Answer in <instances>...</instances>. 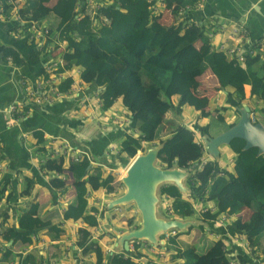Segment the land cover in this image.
<instances>
[{"label":"trees","instance_id":"1","mask_svg":"<svg viewBox=\"0 0 264 264\" xmlns=\"http://www.w3.org/2000/svg\"><path fill=\"white\" fill-rule=\"evenodd\" d=\"M74 3L75 0H27L24 11L32 18L50 21L53 30L67 40L62 54L66 68L70 69L71 64L82 66L81 80L100 89L102 110L112 107L116 99H122L127 105L130 112L128 127L135 130L137 135L121 133L116 142L119 152L110 155L108 164L115 163L116 157L120 162H126L142 148V140L162 145L157 156V164L162 167L183 166L187 162L200 160L204 148L197 145L194 132L189 127L178 123L174 117L168 120V129H164L168 112L172 111L175 116L188 114L192 84L206 72L215 78L224 96H234L237 108L241 107L242 102H248L246 85L249 86L250 96L264 94V60L261 53L257 52L254 56L247 53V61L241 65L229 58L225 51L211 48L210 39L196 26L197 21L188 16L197 7L198 0H166L170 8L166 13H172L175 19H180L178 9L189 5L190 9H186L184 15H187L186 19L190 17V24H185L186 19L168 24L164 19L165 13L152 14L145 0H121L119 8L104 10L109 22L96 31L91 20H74ZM1 11L7 13L8 8L3 5ZM196 42H200L197 50L186 51ZM48 54L47 47L35 49L31 61L39 63ZM70 83L71 78L67 77L59 86L60 90L68 88ZM41 133L34 132L37 144L44 141ZM162 134L166 137L162 138ZM244 144L243 139L234 138L223 146L235 156L232 170L237 185L231 182L226 173L218 174L214 159L207 161L186 179L193 199L203 198L206 202H212L217 212L207 210L195 215L193 203L185 199L175 185L161 186L160 193L170 198L172 215L181 219L196 216L201 222H212L218 219L221 212L235 217L240 210H249L247 220L237 216L228 233L231 236L242 233L248 237L251 255L258 257L264 254V153H258L257 147L244 149ZM58 160L48 161L42 167L56 170L60 166ZM90 164L85 153L78 161H70L73 194L62 218L84 224L85 227L78 228L76 244L83 254L94 253L96 264H101L104 259L101 246L97 240L89 238L87 229L97 222L91 213L97 208L89 207L87 193L90 189L107 188L111 191L109 188L116 175L107 170L103 163L93 167ZM25 183L22 194L28 195L33 179L26 178ZM3 192L4 187L0 191L1 197ZM39 209L37 201L30 202L17 217V225L6 226L2 238L12 243L6 247L1 259L8 260L10 264L41 263L34 251L18 255L12 250L13 245L31 243V235L38 229L54 232L55 238L60 236L62 228L44 220ZM127 225L132 226L131 219ZM190 228L193 227L188 230ZM184 232H177L168 239V249L174 247L175 250L172 260L183 258L182 264H225L222 240L214 242V251L202 255L194 245L176 241V236ZM56 253V250L52 251L48 259L60 257ZM124 254L128 253L112 254L107 264H138L130 255L124 257Z\"/></svg>","mask_w":264,"mask_h":264},{"label":"crops","instance_id":"2","mask_svg":"<svg viewBox=\"0 0 264 264\" xmlns=\"http://www.w3.org/2000/svg\"><path fill=\"white\" fill-rule=\"evenodd\" d=\"M199 1L200 4H197V7L195 6L196 8L190 11L189 14L194 21L203 23L205 27H208L209 23L212 22L213 25L223 23L226 27L243 23L251 40H264V0H198V3ZM164 19L168 24L179 23L180 21V19H175L172 13H165ZM17 27V21L3 16L0 6V138L4 144V159L8 167L4 175V181L5 184L9 185V189L3 193V198L0 196V222L2 223L0 225V239L7 243L2 238L6 226H16L17 217L21 210L30 202L37 201L41 217L62 228L60 236L55 238L54 232H49L45 228L38 229L36 234L40 235L42 242L39 244L32 240L29 244L13 245L12 250L14 253L25 255L34 251L37 259L41 261L40 264H44L42 261H45L46 264H88L86 261L90 258H92V263L96 264L94 253L83 254L76 251L78 249L76 244L78 228L85 227L84 224L62 218V213L71 201L73 194V189L70 186L71 172L69 169L70 161H74L73 154H68L58 160L57 164L60 163L64 173L66 172V179L62 181L61 177L54 175V172H47L46 174L41 172L39 161L42 151L40 149L47 148L51 137L57 139V143L66 142L71 148H76L83 154L88 155L91 161L90 167L103 163L107 170L116 175L115 179H117L118 174L113 166L116 167L117 164L121 163L125 169L132 158H129L126 162L122 160L120 162L119 158L116 157L115 163L108 164L107 161L110 160V156L107 157L106 151L110 147L114 150L110 155L118 153L117 139L121 133L130 131L129 123H125L127 119L130 120V112L122 99H117L108 111H102L98 107L97 99L94 96L96 91L94 85H84L81 91L72 94L70 97L43 106L31 105L30 115L23 118L18 124L9 127L4 108L10 102L25 99L19 84L20 79L25 78L33 81L40 75L46 63V59L39 63L31 61L32 52L35 50L34 46L23 35L18 34ZM224 37L225 32L216 29L209 41L211 48L218 49V45L224 41ZM233 43V41H230L228 45ZM199 45L200 42H196L194 46L191 45L186 51L193 48L197 50ZM192 90L191 106L189 105L188 114L182 115V119L184 124L194 132L195 142L204 145L206 136H215L223 132L237 121L240 114L234 96H224L210 72H206L204 76L193 82ZM245 92L248 102H242L241 106L246 104L253 109L257 114L256 122L264 126V94L262 96H250L249 86L247 85L245 86ZM81 101L85 102L83 106L80 105ZM110 112L114 113L120 121L106 119V116L112 114ZM168 114L171 115V111L166 116ZM207 121H210V124L213 121L223 124L229 123V126L211 132L210 125L204 126ZM35 131L42 132L43 143H36ZM22 132L29 133L26 141L21 138ZM223 146L219 150V157L214 159L217 169H224L231 182L237 185L238 182L233 177L232 170V162L235 156L228 153ZM201 158L206 161L213 160L206 149H204ZM198 162L199 160L196 163ZM26 178L33 179L28 195L22 194L26 186ZM123 190L124 188L116 196L122 194ZM88 192L89 207L95 206L97 208L91 213L112 234L126 231L124 227L117 231L116 229L120 225H126L127 219H133L138 214L136 207H132L130 215L126 220L123 219L119 225L116 218L118 214L123 212V208L121 207L122 211L120 213L112 208H106V201L112 195L104 193L102 189L96 191L90 189ZM184 197L187 198L185 194ZM208 203L214 205L212 202ZM17 210H19V214ZM247 212L250 211L244 208L235 217L229 216L226 226H215L213 222H198L195 224L196 226H191L193 228L189 230L179 231L186 232L176 236V241L179 244H182V242L192 244L200 253V246H208L209 252H212L214 251V242L222 240L224 243L225 264H264V259H261L262 256L256 258L249 254L243 244L234 242L233 237L228 233V229L233 226L237 216L247 220ZM197 214L199 213L196 212L195 215ZM197 227H200V229H197ZM87 229L89 230V238L92 239L93 226ZM196 229L200 231L199 235ZM206 236L212 240H208ZM103 238L100 241L97 240L104 255L101 264H107L112 254L125 253L124 249H119L115 236L114 242L110 240L108 243V247L111 248L110 254V251H106L107 249L104 247V241L107 238ZM167 242L168 240L161 247L166 251V255L162 259L154 258L149 255L148 251L144 250L142 252L143 256L137 258L139 260H134L138 264L142 262L145 264H182L183 258L171 259L175 250L174 247L168 249ZM8 243V246H10L12 241ZM262 245L264 249V238L262 239ZM54 250L58 252L56 254H60V257L48 259L47 256ZM262 255L264 254L262 253ZM124 256L127 255L124 254ZM16 259L18 260L17 257Z\"/></svg>","mask_w":264,"mask_h":264},{"label":"built area","instance_id":"3","mask_svg":"<svg viewBox=\"0 0 264 264\" xmlns=\"http://www.w3.org/2000/svg\"><path fill=\"white\" fill-rule=\"evenodd\" d=\"M145 2L148 4V8L152 14H163L170 10V8L167 7L166 0H145ZM26 3L27 0H0L1 8L3 7V5L8 8V12L2 14L6 18H12L17 21L18 34L23 35L29 42H31L34 46V49L41 50L47 47L49 54L46 58V63L42 68L41 74L36 79H34L33 81H29L25 78L20 79L19 84L25 99L22 101L10 102L4 108V111L7 116V125L9 127L18 124L23 118L29 116L31 113V105L38 107L46 104H51L59 99L70 97L72 94L81 91L84 85H88L80 78V74L83 69L82 66L71 64L70 69L66 68L67 63L62 57V54L65 50L67 40L61 38L59 33L53 30L50 21L32 18L30 14L26 13V11H24ZM198 4H200V1ZM119 6H121V0H75L73 7L74 20L81 21L83 19H89L93 22V30L96 31L100 26L105 25L109 22V19L104 14V10L119 8ZM186 9H190L189 5H186L185 7H180L178 9L180 21H183L187 18V15H184ZM189 19L190 17L186 19L185 24L189 22ZM189 24H187V26H190ZM213 24V22L209 23L208 27H205L203 23L196 22V26L198 28H201V30L204 31V33L210 40L212 39L213 33L216 29L220 32H225L224 41H222L218 45V50L225 51L229 58L236 61L238 64L243 65L247 61V53H249V55L251 56H254L257 52H260L261 58L264 60V40H251L247 35V30L243 23L229 25L228 27H226L223 23L216 25ZM230 41H233L234 43L232 45H228ZM67 77L71 78V83L69 87L65 90H60L59 86L62 84V82H64ZM95 90L96 91L94 96L97 99L98 107L101 108L102 102L99 98L100 89L95 87ZM84 103V101H81L80 105L83 106ZM108 110L102 111L105 112ZM256 117V112L250 108L249 118L251 119V121L256 122ZM106 119L120 121V119L114 113L106 116ZM129 122V119L125 121L126 124H128ZM128 132H131L135 136L137 135L135 130H130ZM28 135V132H22L21 138L26 141L28 139ZM49 139L51 140L49 141L47 148L45 149L44 147L41 152L42 155L39 161L40 170L44 174H46L47 172H54V175L59 176L61 177V180H64L66 179V172L64 173V170L61 168V166H58L56 170H47L42 166L48 161H51L53 159H60L61 157H65L68 154H73V160L78 161L82 157L83 153L76 148H71L66 142L57 143V139H54L52 137ZM148 142L149 141L147 140H142V148L138 150H144L145 148H147L148 146L145 147V145ZM197 145L201 146L202 143L197 142ZM202 146L205 149L204 145ZM138 150L135 155L138 154ZM112 152H114V150L109 147L106 151L107 157L110 156ZM117 152H119V147ZM135 155L133 157H135ZM206 162V160L200 158L198 163L187 162L186 164H183V166H173H178L181 169H191L190 174L193 175V173L201 169ZM7 170V163L4 159V144L0 138V191L2 187H4L3 193H5L9 189V185L5 184L4 181V175ZM217 171L220 175L225 174L224 169H218ZM122 174L123 172H120L117 179H115L114 182L111 183V186L109 188L111 191H109L107 188L102 189L104 193L112 195L109 196L108 199H113L114 197H117L116 194H118L120 190L124 188L121 182ZM186 197L187 200L193 202L192 194H188L186 195ZM88 198L89 192L87 193V200ZM160 198V213L167 217H176L172 215V205L170 202V198L165 194H160ZM121 207V205H116L112 207V209H114V211H116L117 213H120L122 211ZM193 208L197 213H202L207 210H209L211 213H215L218 211L215 204L210 205L208 202L204 201L203 198L194 200ZM102 218L104 219V217ZM228 218L229 216L226 213L221 212L218 219L212 222L215 224V226H226ZM103 225L104 224L101 223V221L97 220L96 224L93 226V235L91 240L100 241L102 237H104L103 239L107 238L104 241L105 243H103L104 247H106L107 249L106 251H110L111 248L108 247V243L110 240H113L114 242L115 233L112 234V232L109 229L104 228ZM177 232H179V230L174 229L163 232L160 235L162 246L171 235H175ZM232 237L234 242L243 244L245 250L249 254H251L252 249L249 245L250 239L248 237L244 236L242 233H238L236 236ZM31 239L35 242H38L39 244L42 242L40 235L36 233L31 235ZM8 244V242L6 243L0 239V264L11 263L8 260L1 259L3 254L6 252V247L8 246ZM77 248V253H81L82 249L78 246ZM144 250L148 251L149 255L156 259H162L166 255L165 249H162L161 247L157 248L151 245L145 239H135L129 241L128 250H124V252L128 253L126 255H130L131 258L139 260L137 258H141V256H143L142 252ZM109 253L111 254V251ZM261 256L263 257L261 259H264V255L262 254H260L256 258H259ZM42 263L46 264L45 261H42ZM141 264L145 263L142 262Z\"/></svg>","mask_w":264,"mask_h":264},{"label":"water","instance_id":"4","mask_svg":"<svg viewBox=\"0 0 264 264\" xmlns=\"http://www.w3.org/2000/svg\"><path fill=\"white\" fill-rule=\"evenodd\" d=\"M238 110L240 115L232 126L215 136L205 137L204 147L213 159L219 157V147L229 144L234 138L245 141L244 149L257 147L258 153H264V126L259 122L251 121L248 105L244 104ZM161 147L162 145L158 144L138 150V154L132 158L121 176L125 191L106 201V208L110 209L116 205L134 203L140 214L138 227L117 235L119 249L128 250V242L135 239H145L157 248L163 247L160 240L163 232L171 229L183 231L199 222L167 217L160 213L161 186L172 184L180 193L191 194L186 184L191 169L157 165V156Z\"/></svg>","mask_w":264,"mask_h":264},{"label":"rangeland","instance_id":"5","mask_svg":"<svg viewBox=\"0 0 264 264\" xmlns=\"http://www.w3.org/2000/svg\"><path fill=\"white\" fill-rule=\"evenodd\" d=\"M205 79H210V78H205ZM191 106V105H190ZM174 117H175V119H176V121L178 122V123H180V124H183V125H185L184 124V120L182 119V115H178V116H175V114L171 111V115H169L168 114V116H166L165 115V119H166V121H167V123L165 124V129H164V131H166L167 129H168V124H170V122H168V120L169 119H174ZM224 119V118H223ZM223 122V121H222ZM208 125H210V131L211 132H216V131H218V130H220V129H222V128H225L226 127V124H223V123H219V122H217V121H213V122H211V124H210V121H207V122H205V124H204V126L206 127V126H208ZM186 126V125H185ZM166 136H164V134H162V138H165ZM159 143L158 142H156V143H154V144H152L151 142H148L146 145H145V147L146 146H148V147H152L153 145H158ZM132 158V157H131ZM158 165V164H157ZM114 168H116V172H117V174L119 175L120 174V172H122V169H123V172L125 171V169H124V166L121 164V163H119V164H117L116 165V167H115V165L113 166ZM118 177V176H117ZM186 184H187V182H186ZM188 185V184H187ZM122 206V208H123V212L122 213H120V214H118V217L116 218V220H117V222H118V224L120 225L121 224V221L123 220V219H127V217L130 215V209L132 208V207H136L135 206V204L134 203H128V204H123V205H121ZM26 207V206H25ZM17 213L19 214V210H17ZM184 219H191V220H197L196 219V216H192V217H189V218H184ZM129 221V219H127V221H126V225H120L117 229H116V231L117 230H119L120 228H122V227H124V228H126V230H129V229H133V228H135V227H138L139 226V223H140V214H139V212H138V214L133 218V219H131V221H132V226L130 227V226H128L127 225V222ZM199 221V223H200V220H198ZM194 226H196V225H194ZM197 229H200V227H197ZM197 229H196V232H197V234L199 235V233H200V231H197ZM115 236H117V233L116 234H114ZM206 238L208 239V240H212L211 238H209L208 236H206ZM208 242V241H207ZM199 250H200V253L201 254H206V253H208L209 252V249H208V246H205V245H202V246H200L199 247ZM91 257V256H90ZM91 259L92 258H90V259H88L86 262L88 263V264H93L92 263V261H91Z\"/></svg>","mask_w":264,"mask_h":264}]
</instances>
